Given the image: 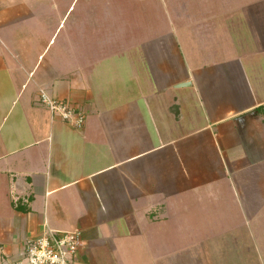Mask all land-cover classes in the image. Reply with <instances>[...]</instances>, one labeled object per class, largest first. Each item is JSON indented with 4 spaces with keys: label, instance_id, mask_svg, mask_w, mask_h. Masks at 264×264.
Masks as SVG:
<instances>
[{
    "label": "crops",
    "instance_id": "0c3cea01",
    "mask_svg": "<svg viewBox=\"0 0 264 264\" xmlns=\"http://www.w3.org/2000/svg\"><path fill=\"white\" fill-rule=\"evenodd\" d=\"M214 1L225 20L191 2L188 34L119 48L102 20H65L75 0H0V264H25L46 227L80 232L76 264H144L169 242L264 264V0Z\"/></svg>",
    "mask_w": 264,
    "mask_h": 264
},
{
    "label": "rangeland",
    "instance_id": "374dc122",
    "mask_svg": "<svg viewBox=\"0 0 264 264\" xmlns=\"http://www.w3.org/2000/svg\"><path fill=\"white\" fill-rule=\"evenodd\" d=\"M191 2H193L191 8L201 5L207 6L204 11L206 20H225L227 18L221 9L218 12L214 11L212 7L216 5V1L214 0H75L65 20H69L70 22L72 20H102L101 36L107 37L112 35L113 43H117L119 48H127L128 45L131 46L133 44L129 43L125 38L128 33L134 34L136 38H143L145 35L149 38L153 35L152 38L159 39L167 33H171V30L174 29L172 34L173 37L175 36V40L178 36L188 34L184 31L186 29L180 26L182 21H177V12H183V9L186 11V6L188 7ZM195 14L196 16H192L191 18L195 22L203 19H199L198 13ZM210 14L214 16L213 19H211ZM238 14L239 12H236L235 15ZM169 20L171 21L168 22ZM169 23L174 26L170 28ZM189 23L193 24V21ZM177 28L181 29V31L179 30V32L176 31L177 33H175ZM159 31L164 32L160 33ZM171 41L174 43V40ZM91 45L92 48H97L95 42L92 41ZM190 245H193L192 242L188 245L185 243L176 244L175 242H169L167 248L146 249L145 253L149 254L147 255L149 262L142 261L144 264H206L205 252L210 251L215 262L218 264H228L225 262V256L219 254L223 252L220 248L194 249L190 248ZM226 251L228 256L231 255V261L236 262L232 264H239L240 256L236 253L234 254V250ZM244 251L251 256L254 255L253 250ZM195 253L199 255L197 258ZM133 258L131 256L130 259L132 260Z\"/></svg>",
    "mask_w": 264,
    "mask_h": 264
},
{
    "label": "built area",
    "instance_id": "2783aa9c",
    "mask_svg": "<svg viewBox=\"0 0 264 264\" xmlns=\"http://www.w3.org/2000/svg\"><path fill=\"white\" fill-rule=\"evenodd\" d=\"M38 102L52 119H59L73 129L83 127L86 112L70 102L51 98L44 90L38 92ZM82 247L80 232H60L45 228L39 237L28 239L24 245L25 264H76Z\"/></svg>",
    "mask_w": 264,
    "mask_h": 264
}]
</instances>
